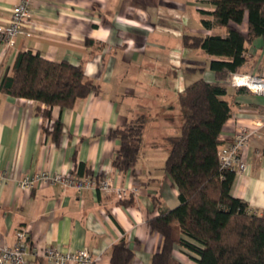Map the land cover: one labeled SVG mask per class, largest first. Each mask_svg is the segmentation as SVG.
Listing matches in <instances>:
<instances>
[{
    "label": "crops",
    "instance_id": "0c3cea01",
    "mask_svg": "<svg viewBox=\"0 0 264 264\" xmlns=\"http://www.w3.org/2000/svg\"><path fill=\"white\" fill-rule=\"evenodd\" d=\"M18 0H0V26L9 22ZM210 0H33L24 25L30 36H18L5 48L0 41V82L20 52L38 53L50 62L81 66L97 94L79 99L70 109L54 107L53 121L62 124L56 144L42 130L38 112L45 105L14 98L0 90V238L15 242L19 229L28 232L33 251L84 249L94 264H110L112 247L122 238L133 252L130 264H151L161 237L151 233L148 220L179 205V192L163 170L167 139L179 135L178 95L202 79L215 83L210 56L186 48L183 37L227 36L214 25ZM202 21L212 25L206 29ZM236 28L248 36L247 16ZM240 74L264 75V41L245 44ZM223 99L231 114L219 135V147L231 143L241 128L264 119V96L230 88ZM39 110V111H38ZM143 117L142 148L135 166L123 173L112 166L118 140L115 130ZM247 173L236 176L231 195L264 214V127L242 153ZM84 164L97 180H108L105 191L78 192L54 184L21 189L19 182L41 172L70 173ZM123 189L118 204L115 191ZM158 200L154 205L153 200ZM182 264H195L180 247L173 252ZM43 264H46L40 259Z\"/></svg>",
    "mask_w": 264,
    "mask_h": 264
},
{
    "label": "trees",
    "instance_id": "16d2710c",
    "mask_svg": "<svg viewBox=\"0 0 264 264\" xmlns=\"http://www.w3.org/2000/svg\"><path fill=\"white\" fill-rule=\"evenodd\" d=\"M210 2L214 11L204 14L213 16L214 25L225 28L227 36L183 37L186 48L202 49L220 60L209 63L215 83L199 79L178 95L180 131L166 141L163 170L179 192V205L148 220L150 232L161 237L151 264H182L173 255L177 247L195 264H264V214H250L247 204L231 195L235 175L220 171L218 158L219 135L231 114V105L223 97L233 88L231 76L246 62L245 44L260 37L264 41V0ZM246 16L248 36L236 28ZM202 25L208 29L212 24L202 21ZM0 90L45 105L38 110L46 120L42 130L56 144L62 124L52 120L51 110L70 109L77 100L99 92L80 65L50 62L31 51L17 55L12 76H3ZM144 123L140 117L109 132L108 138L119 142L112 160L116 170L125 173L137 163ZM75 168L80 178L92 176L84 164ZM153 202L157 205L158 200ZM118 204L127 205L123 199ZM133 257L122 238L112 247L110 264H130Z\"/></svg>",
    "mask_w": 264,
    "mask_h": 264
},
{
    "label": "built area",
    "instance_id": "2783aa9c",
    "mask_svg": "<svg viewBox=\"0 0 264 264\" xmlns=\"http://www.w3.org/2000/svg\"><path fill=\"white\" fill-rule=\"evenodd\" d=\"M33 0H18L13 7L10 20L7 24L0 26V41L5 48L12 46L18 36H30V33L24 31V25L27 23L30 14V6ZM230 85L233 88H244L256 95L264 96V75L255 77L245 74H233L230 79ZM46 123V120H44ZM253 129L241 128L234 135L231 143L227 146L219 147L218 158L220 171L233 172L235 177L247 173V164L242 157L244 149L247 147L250 139L257 135L258 131L264 127L262 121H254ZM53 121L49 122L52 126ZM4 175L0 174V178ZM21 189L43 188L58 184L64 188H73L78 192L98 189L105 191L109 186L108 180L98 181L93 176L80 178L77 176L76 168L70 173L50 174L47 172L38 173L32 177H24L19 183ZM118 200L123 199L125 191L117 189L115 191ZM28 232L25 229H19L15 233V242L10 246L0 238V264H94L95 259L84 250L59 251L55 248H45L42 251H33V257L29 258L28 252Z\"/></svg>",
    "mask_w": 264,
    "mask_h": 264
},
{
    "label": "rangeland",
    "instance_id": "374dc122",
    "mask_svg": "<svg viewBox=\"0 0 264 264\" xmlns=\"http://www.w3.org/2000/svg\"><path fill=\"white\" fill-rule=\"evenodd\" d=\"M238 74H240V73H238ZM246 75V74H245Z\"/></svg>",
    "mask_w": 264,
    "mask_h": 264
}]
</instances>
